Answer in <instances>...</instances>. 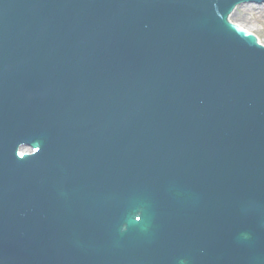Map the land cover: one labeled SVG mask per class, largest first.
<instances>
[{"label":"water","instance_id":"obj_1","mask_svg":"<svg viewBox=\"0 0 264 264\" xmlns=\"http://www.w3.org/2000/svg\"><path fill=\"white\" fill-rule=\"evenodd\" d=\"M245 1L0 0V264H264Z\"/></svg>","mask_w":264,"mask_h":264}]
</instances>
